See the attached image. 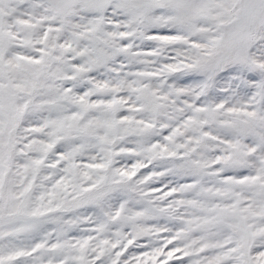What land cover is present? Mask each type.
I'll return each instance as SVG.
<instances>
[{"label":"snow or ice","instance_id":"obj_1","mask_svg":"<svg viewBox=\"0 0 264 264\" xmlns=\"http://www.w3.org/2000/svg\"><path fill=\"white\" fill-rule=\"evenodd\" d=\"M0 264H264V0H0Z\"/></svg>","mask_w":264,"mask_h":264}]
</instances>
